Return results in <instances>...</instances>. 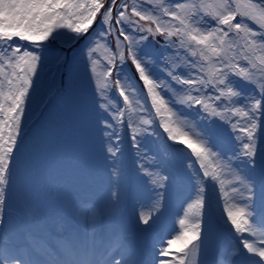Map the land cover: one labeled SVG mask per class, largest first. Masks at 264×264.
<instances>
[{"label":"snow or ice","instance_id":"obj_1","mask_svg":"<svg viewBox=\"0 0 264 264\" xmlns=\"http://www.w3.org/2000/svg\"><path fill=\"white\" fill-rule=\"evenodd\" d=\"M146 3L153 4L156 8L162 7L155 4L154 0H146ZM176 8L183 9L185 6L178 4ZM209 14L212 21L206 22L198 19V13L194 11H185L183 16L171 12L173 20L180 21L175 33H167L168 37H176L171 43L178 41L179 46L190 50L193 57L198 56L200 61L211 65L212 58L218 57L225 50V45H229L228 50L234 45V42L225 40L224 37L233 30H237L238 36L242 31L240 58L247 62L248 67H238L231 57L225 55L218 59V63L222 65L220 70L215 66L201 68L206 72V79L170 74L173 81L190 89V93L180 99L181 106L196 112L204 122L219 120L228 127L232 137L242 144V148L231 155L226 163L217 164L213 168L209 159L216 160L219 154L211 148L210 142L198 143L183 128V122L179 119L164 121V113H174L170 102L158 90V86L165 85L149 78L150 73L146 69L150 66L144 59L148 53L143 52V49L149 45L164 49L170 41L162 42L157 37V33L164 34L161 26L157 25L153 31L151 27L146 28L139 23H156V19L130 0H0V158L13 151L23 137L22 117L27 111L31 90L39 86L41 70L48 55L42 42L61 30L68 34L67 47L61 53L60 63L53 75L54 79L58 78L61 86L71 87L77 78L87 82L95 75L96 61L92 58L94 42L115 37V53L108 57L107 72L115 75L116 87L121 89L120 95L124 97L125 106L132 101L122 90L120 80L126 60L130 59L136 66L147 90L151 109L160 118V126L167 133L168 140L190 149L203 177L219 182L221 193H225V189L223 181L216 174L217 169H226L233 176L231 191L244 203L232 209L226 208L227 220L238 234L243 249L259 258L254 264H264V231L258 233L255 226L259 224L264 228V83L260 84L258 97L245 96L230 86L233 76L253 81L257 72L264 75V32L260 34L258 42L255 39L256 33L250 32L242 23H233L235 16L239 15L255 22L264 30V3L256 4L252 0H232L229 3L228 0H221L213 5V11ZM94 21L95 28L92 27ZM18 41L32 42L31 49ZM205 89L214 95L207 96ZM213 99L217 102L214 106L209 103ZM238 104L242 106L238 107ZM100 107L103 108V104ZM120 115H123V111ZM232 117L244 118L245 122L234 123ZM97 119V130L118 146L121 142L118 129L123 127L118 116L112 115L115 123L111 124L99 115ZM149 123L148 119L141 121L143 125ZM109 126L112 129L111 137L108 136ZM128 129L132 147L138 149L137 138L145 129L133 126L131 122ZM108 152L113 157L117 154L112 147L108 148ZM233 167L235 172H232ZM152 182L160 189L166 188V177L163 175H153ZM199 205L198 201L197 208ZM140 223L147 225L144 231L152 226L143 214L140 215ZM179 223L184 226L185 220L181 219ZM245 233L258 236V240L250 241ZM200 236V221L196 219L178 234L162 239L158 249L154 246L150 264H187L183 259L184 250ZM177 254H180L178 259L175 258Z\"/></svg>","mask_w":264,"mask_h":264},{"label":"rangeland","instance_id":"obj_2","mask_svg":"<svg viewBox=\"0 0 264 264\" xmlns=\"http://www.w3.org/2000/svg\"><path fill=\"white\" fill-rule=\"evenodd\" d=\"M190 1L191 0H181V1L162 0V2H166L167 5L162 6L163 8H162L161 14H157V12L153 13L152 11H149V10L143 8L139 2H135V3L140 5L142 7V9L146 12V14L152 15L156 19V23L147 21L148 23L144 25L146 28L151 27L152 29H156L157 25H159L163 28V30L166 29V31H168V32L164 33L162 38H163V41L169 40L170 43L167 44L164 49H161V48H159V46H157L159 48L161 56L157 57L155 55H152L151 54L152 51L150 50L149 46L146 47L145 49H143V52L148 53V56L144 57V59L150 66L148 69H146V71L150 73L149 78L150 79L154 78L155 80H157L159 82V84L165 85V87H159L158 86V90L166 98V100L170 102V107L172 109V113H174V114L164 113L163 114L164 121L167 122L169 119L181 120L183 122V128L185 129V126L187 127V129L189 131L188 134L194 140H196L198 143H204V141L199 136L200 134H202V131L198 126L197 118H200V117L198 116V114L196 112L189 111L186 106H181V104L179 103L181 98L187 96L190 93L189 87L188 86H181V85L177 84L175 81H174V85H170L167 83V80L165 79V75H169L172 78L170 73H175L177 76H183V77H187L189 75H192L193 77H198V78L204 79V77H207L206 72L202 71L201 68L208 69L212 66H215V68L217 70H220L222 68V65L218 63V59H220L219 58L220 53L218 54V57H213L212 58V64L208 65V64H205L203 61H200L198 56L194 57V58L187 56L188 54H191V51L188 49H185L183 47H180L178 43H171L170 37L167 36V33H169V32L175 33L177 31L178 27L180 26L179 19L173 20L170 13L171 12H177L179 15L183 16L185 11L189 12V10H190V8H189ZM178 4L184 5L185 8H183V9L176 8V5H178ZM210 4H211V6H213L212 3H210ZM194 12L198 13V11L196 9H194ZM201 20L206 21L205 19H201ZM140 22L144 23L146 21H139V23ZM233 23H242L244 25V27H246L250 30V32L256 33L255 31H253L251 29V26L247 23L246 18H240V20L234 21ZM242 37H243V33L240 34L239 36L236 34L234 36L233 41H232V42H234V45L231 46V50H228L229 45H225V50L223 51L224 52L223 54H226L228 57H231L235 61L236 65L238 67L245 68V67H248L247 62L245 60H243L242 58H240V53H241V49H240L241 47L240 46L243 45ZM50 38L54 39L55 41L67 44L68 34L65 31L61 30L58 33H55L52 36H50L48 39H50ZM255 39H257V41L259 42L257 35H256ZM99 51L100 50H98V52ZM51 57L52 56L50 55V59H51ZM92 58L96 61V59H97L96 50H94L92 52ZM131 68H132V66H131ZM101 74H102L101 65L98 63V61H96V73L89 81H92L95 83L101 82ZM136 75L139 77L137 69H136V71H134V69H133V76L136 77ZM263 77H264V75L257 72L255 79L253 81H247L246 80V82H258ZM231 80H232V84L230 86L234 90H236L237 92H241L245 95L244 89L242 88L243 86L238 85V83H237L238 79L236 77H234L232 79V77H231ZM81 81L83 82L82 86L76 87V83L74 82V84L71 87H67V92L65 94L68 107L73 111V114H74V118L72 119V121L77 120L78 117H80L81 115H83L85 113V110H81V107L86 106V105L80 100V98L82 96H85V93L83 91H80L81 97L77 93L78 90H83L86 88V86L84 85V83H86V82L83 81L82 79H81ZM141 81L142 80L139 77V80H138L139 85H140ZM115 82H116V79H115ZM120 82L123 85L122 90L132 101V103L130 105L126 106V112H127V109L129 110V112L127 114V118H126L127 121L131 122L133 126H139V127L143 128L144 125L141 124L142 119H148L150 121V117L152 115V117L156 118L157 121L159 119L158 124H159V127H161L160 126L161 120H160V118L156 117L154 111L151 109V103H150V105H146L144 103L140 93L136 90L138 87H135L123 72L121 73ZM142 83H143V81H142ZM259 83L262 84L264 82L260 81ZM140 87H143V90H144L143 97L146 101V99L148 98L147 90L145 89L144 84H142ZM240 88H242V89H240ZM120 91H121V89L117 88V94L118 95H120ZM205 93L209 97L213 96L212 95L213 92L208 91V89L205 90ZM192 94H195V93L193 92ZM103 95H104L103 93H100L98 95V98L103 97ZM86 96H87V99H90V100L94 99L93 95L86 94ZM122 98L124 100L123 96H122ZM148 101L150 102L149 98H148ZM209 103L213 104V106L215 105V103H213L212 100H209ZM237 106L240 107L242 105L238 104ZM77 111L79 114H77ZM232 120L234 123L238 122L240 124L245 122L244 118L232 117ZM216 122L220 123L219 120H217ZM191 123H194V125H192ZM161 129H163V128H161ZM161 133H164L167 136V133H165L164 131H161ZM87 140H88V136L86 135V136H83L82 138H80L78 140V142L83 143ZM96 141H97V134H96L95 140H93V141L89 140L88 142L91 143L92 145H95ZM58 143L60 144V146H63L65 148L70 146V142H68L67 140H62V141H59ZM82 148H85V147H82ZM209 162L212 163L213 168H216L217 164L223 163L222 160L219 159V156L216 158V160H213L212 158H210ZM227 171L228 170H226V169H217V173H216L219 176V180L221 178V181H223V187L225 189V193L220 192L221 185L219 182H212V184H213L214 189H215V187L217 188V190L219 192V198L221 195L228 198L231 201L230 204L233 207H235L236 205L233 203L237 202V203L243 204V200L240 197L238 198L237 196L236 197L232 196V191H231V187H230L231 180H229V178L227 177ZM117 174L119 175V177L124 176V174H122L121 171H117ZM65 187L68 190L72 189L71 186L68 187L67 185H65ZM108 190H109L108 187H104L101 189H99V188L95 189L94 192H95V194L99 200L97 202L98 204H101V203L108 204L112 201L118 200L120 197L123 196V190H124L123 187L119 188L118 190L113 189V191L115 193L114 197H111L108 194ZM175 190L180 191L179 188H175ZM16 191H18V188H16L13 191L12 195L7 198L8 202L9 201H16V199H20V196L17 194ZM215 191H216V189H215ZM178 194H179V192L178 193L177 192H171L172 201H174V202L179 201ZM72 198H73L72 195L68 196V199L71 202H72ZM52 201H54V202L62 201L63 202L64 197H60L57 194L56 196L53 197ZM15 212H18L20 214H24V213H30V211L27 210L23 206H20V208H18V209L10 210V215L7 218V222L9 224L8 231L10 232V234L15 239H17V236L20 238V235H19V232L17 231V221L15 219V217H16ZM175 218L176 219L178 218V220H177L178 222L181 219V218H179V216H176ZM25 226L26 225H23V227H25ZM4 259L6 260V257H4ZM7 262L9 263L10 260L7 259Z\"/></svg>","mask_w":264,"mask_h":264},{"label":"clouds","instance_id":"obj_3","mask_svg":"<svg viewBox=\"0 0 264 264\" xmlns=\"http://www.w3.org/2000/svg\"><path fill=\"white\" fill-rule=\"evenodd\" d=\"M84 240L72 231L30 235L25 241L26 264H83Z\"/></svg>","mask_w":264,"mask_h":264},{"label":"bare ground","instance_id":"obj_4","mask_svg":"<svg viewBox=\"0 0 264 264\" xmlns=\"http://www.w3.org/2000/svg\"><path fill=\"white\" fill-rule=\"evenodd\" d=\"M259 226H260L259 224H256V228H257V230H258V233L261 232V231H264V228H261V227H259ZM255 238L258 239V236H255ZM233 252H234V251H233ZM233 252L230 251V252L228 253V255H227V257H226V262H227V263L230 262V259H231V256H232ZM95 259H97V261H98V258H94L93 260L96 261ZM258 259H259L258 257H255L254 260H258ZM224 263H225V262H224Z\"/></svg>","mask_w":264,"mask_h":264}]
</instances>
